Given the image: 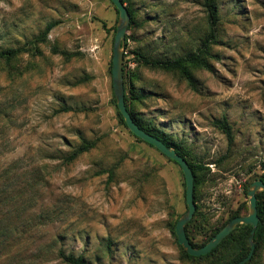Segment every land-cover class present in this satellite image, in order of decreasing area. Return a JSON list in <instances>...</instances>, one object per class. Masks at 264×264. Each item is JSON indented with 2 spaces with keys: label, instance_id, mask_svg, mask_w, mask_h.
I'll return each mask as SVG.
<instances>
[{
  "label": "rangeland",
  "instance_id": "1",
  "mask_svg": "<svg viewBox=\"0 0 264 264\" xmlns=\"http://www.w3.org/2000/svg\"><path fill=\"white\" fill-rule=\"evenodd\" d=\"M214 2L211 68L192 69L194 87L135 54L195 51L208 33L204 0L124 3L135 13L122 48L137 89L130 107L204 167L189 225L196 244L232 213L247 214V187L264 177V0ZM117 20L110 0H0V47L30 48L10 69L0 61V264H66L60 249L89 264L209 262L184 257L171 230L187 210L180 166L117 116ZM48 22L56 25L41 41ZM83 138L98 141L64 162ZM254 263L264 264V243Z\"/></svg>",
  "mask_w": 264,
  "mask_h": 264
},
{
  "label": "trees",
  "instance_id": "2",
  "mask_svg": "<svg viewBox=\"0 0 264 264\" xmlns=\"http://www.w3.org/2000/svg\"><path fill=\"white\" fill-rule=\"evenodd\" d=\"M126 1L129 0H122L123 3H126ZM113 4V3H112ZM204 6L206 8L207 14H208V33L203 38L198 47L195 51L189 52L184 55H180L173 58H154L146 53L143 52H136V60L141 63L142 65L151 68V69H160L163 71L173 72V73H179L182 75L188 82L189 85L194 87L195 79L192 76V69L200 67L205 69H210L211 65L206 59V54L209 52V46L210 44L214 43L216 39V30L217 25L219 22V15L217 11V6L214 2V0H204ZM114 6V5H113ZM128 13L130 15V23L133 24L135 21V13L133 10V7L130 5L126 6ZM116 13L118 14L117 9L114 7ZM56 25L55 22H48L42 33H41V41H45L47 38V35L51 31V29ZM115 26L113 27V30L115 31ZM125 46V43L123 47ZM33 48V47H32ZM35 50H37V47H34ZM30 48H15V47H0V61H3L4 64L10 69L12 63L18 58L19 54L21 52L29 51ZM56 48H53V51H56ZM111 65V62H110ZM131 77L129 76L128 72L124 70L123 68V79H124V99H125V105L131 114L134 121L145 131L149 132L150 134L156 136L157 138L161 139L168 147H172L176 150V152L183 156L185 159V153L183 151V148L180 144L174 143L171 141L170 137L165 136V134L159 130L157 127H155L152 123V121L142 120L140 119L130 107L132 99L137 95L135 87L133 86V83L131 81ZM113 104L116 109L117 116L120 120V122L125 126L124 119L119 112L115 98L113 97ZM70 108L67 106H63L60 110L66 111ZM217 124L224 130V132L227 135L228 141H232V133L231 128L225 118L217 120ZM134 135V134H132ZM135 136V135H134ZM136 137V136H135ZM139 141H143L142 139L136 137ZM98 139L95 140H89V139H82L81 143L76 146L71 152H69L64 158V162H71L75 160L79 155H81L84 152L89 151L93 147H95L96 142ZM145 142V141H143ZM147 143V142H145ZM148 145L152 146L151 144L147 143ZM154 147V146H152ZM164 155V154H163ZM167 157V156H166ZM170 161L174 162L178 165V163L170 158H168ZM187 160V159H186ZM193 174H194V193H193V199L195 202V212L193 214V217L190 221H188L185 225V231L186 235L189 238L190 243L194 247H200L204 245L211 237H213L229 220H231L233 217L241 215L238 211L232 213L223 223H221L219 226L214 227L208 237L205 238V240L200 243L196 244L189 233V225L192 223L194 216L196 215L198 211V205L197 203V195H196V188L198 184H200V179L197 175L198 171L203 169L204 167L202 165H195L190 162H188ZM179 166V165H178ZM264 182V177H260ZM247 193V192H245ZM256 198H257V215L259 218L256 231L254 234V243L255 248L254 252L251 256V258L245 262L244 264H255V259L258 255L259 250L261 249L263 243H264V191H258L256 192ZM175 224L172 225V233L175 235L174 228ZM251 225L248 224H239L237 227L230 232L226 237H224L211 251L208 253L201 255V256H192L186 253L185 250L181 248V252L184 257L191 260H208V264H234L241 259H243L250 251V245H249V235L251 231ZM59 256L62 259V261L66 264H89L85 257L81 254L74 255L72 253H66L63 250L60 249Z\"/></svg>",
  "mask_w": 264,
  "mask_h": 264
},
{
  "label": "water",
  "instance_id": "3",
  "mask_svg": "<svg viewBox=\"0 0 264 264\" xmlns=\"http://www.w3.org/2000/svg\"><path fill=\"white\" fill-rule=\"evenodd\" d=\"M114 7L118 11V20L115 28V34L112 46V58H111V80H112V91L116 101L117 108L121 113L124 122L129 131L136 137L143 141L151 144L158 149L162 154L168 158L176 161L181 168L185 181V201L187 210L179 217L176 221L174 232L177 238V242L182 248L192 256H201L211 251L224 237L232 232L239 224L251 225V231L249 235V253L240 261L234 264H244L247 262L255 248L254 234L259 221L257 215V191H264V182L261 179L254 180L247 187V196L249 212L245 215H238L229 220L213 237H211L204 245L200 247H194L189 238L186 235L185 225L191 220L195 212L196 206L193 199L194 193V174L188 163V161L172 147H168L161 139L150 134L149 132L142 129L132 118L129 113L124 99V79H123V57L124 52L122 50L125 43V33L130 23V15L125 4L122 0H110Z\"/></svg>",
  "mask_w": 264,
  "mask_h": 264
}]
</instances>
